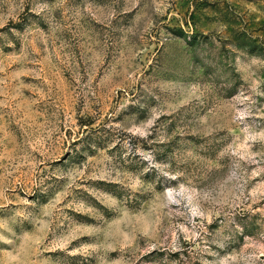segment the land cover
<instances>
[{
  "label": "rangeland",
  "instance_id": "374dc122",
  "mask_svg": "<svg viewBox=\"0 0 264 264\" xmlns=\"http://www.w3.org/2000/svg\"><path fill=\"white\" fill-rule=\"evenodd\" d=\"M0 264H264V0H0Z\"/></svg>",
  "mask_w": 264,
  "mask_h": 264
}]
</instances>
